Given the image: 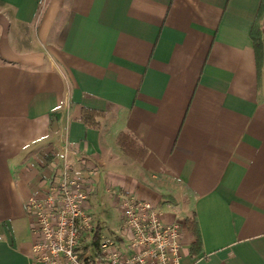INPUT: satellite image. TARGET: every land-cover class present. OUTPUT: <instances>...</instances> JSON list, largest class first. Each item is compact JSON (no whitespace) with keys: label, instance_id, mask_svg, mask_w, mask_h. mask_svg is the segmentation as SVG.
<instances>
[{"label":"crops","instance_id":"crops-1","mask_svg":"<svg viewBox=\"0 0 264 264\" xmlns=\"http://www.w3.org/2000/svg\"><path fill=\"white\" fill-rule=\"evenodd\" d=\"M260 4L0 0V264H37L27 200L64 167L91 208L131 195L180 221L182 264H264Z\"/></svg>","mask_w":264,"mask_h":264},{"label":"built area","instance_id":"built-area-1","mask_svg":"<svg viewBox=\"0 0 264 264\" xmlns=\"http://www.w3.org/2000/svg\"><path fill=\"white\" fill-rule=\"evenodd\" d=\"M90 191V180L64 167L43 197L28 198L37 264H182L180 221L166 222L151 201L123 195L119 229L102 234Z\"/></svg>","mask_w":264,"mask_h":264},{"label":"trees","instance_id":"trees-1","mask_svg":"<svg viewBox=\"0 0 264 264\" xmlns=\"http://www.w3.org/2000/svg\"><path fill=\"white\" fill-rule=\"evenodd\" d=\"M250 34L256 51V56L257 58L260 59L262 52H264V0H261V4L257 12V19L254 21L252 25ZM94 114L95 112L85 109L82 115L83 121L90 124L94 123L93 120ZM118 141L121 147L123 148V150L126 151L127 153L132 154L134 151L141 152L140 150L134 148V145H132V141L125 134H120L118 137ZM186 222L188 223L189 228L195 235V241L193 242V247L199 248L200 236L196 229V224L194 220L191 219L190 220L186 219Z\"/></svg>","mask_w":264,"mask_h":264},{"label":"rangeland","instance_id":"rangeland-1","mask_svg":"<svg viewBox=\"0 0 264 264\" xmlns=\"http://www.w3.org/2000/svg\"><path fill=\"white\" fill-rule=\"evenodd\" d=\"M92 200H90L91 203L93 202ZM91 212L100 220L102 234L110 235L111 232L119 229L120 216L117 208L111 207L110 205L100 208L95 204V208H91Z\"/></svg>","mask_w":264,"mask_h":264}]
</instances>
